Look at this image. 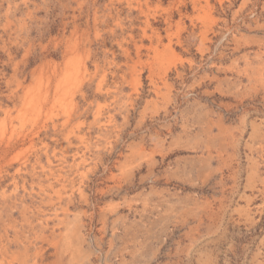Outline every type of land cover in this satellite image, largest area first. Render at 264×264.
<instances>
[{"label":"rangeland","instance_id":"rangeland-1","mask_svg":"<svg viewBox=\"0 0 264 264\" xmlns=\"http://www.w3.org/2000/svg\"><path fill=\"white\" fill-rule=\"evenodd\" d=\"M0 264H264V0H0Z\"/></svg>","mask_w":264,"mask_h":264}]
</instances>
